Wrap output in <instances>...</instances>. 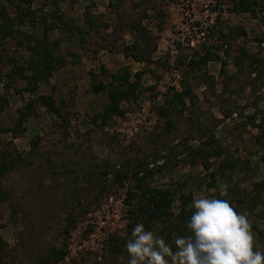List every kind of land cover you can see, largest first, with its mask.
Listing matches in <instances>:
<instances>
[{
  "label": "rangeland",
  "instance_id": "374dc122",
  "mask_svg": "<svg viewBox=\"0 0 264 264\" xmlns=\"http://www.w3.org/2000/svg\"><path fill=\"white\" fill-rule=\"evenodd\" d=\"M8 18L0 264H128L136 170L170 199L144 227L173 249L189 235L163 224L205 195L246 212L264 250V0H0Z\"/></svg>",
  "mask_w": 264,
  "mask_h": 264
},
{
  "label": "clouds",
  "instance_id": "9594fccd",
  "mask_svg": "<svg viewBox=\"0 0 264 264\" xmlns=\"http://www.w3.org/2000/svg\"><path fill=\"white\" fill-rule=\"evenodd\" d=\"M194 211L185 227L190 236H176L172 245L163 236L137 223L124 244L128 264H264V250L254 248V233L246 212L227 200L194 196Z\"/></svg>",
  "mask_w": 264,
  "mask_h": 264
},
{
  "label": "trees",
  "instance_id": "16d2710c",
  "mask_svg": "<svg viewBox=\"0 0 264 264\" xmlns=\"http://www.w3.org/2000/svg\"><path fill=\"white\" fill-rule=\"evenodd\" d=\"M25 2L29 3V0H23ZM9 19V26L7 25H1L0 26V32L2 31V33H0V41L2 38L4 37H8L9 35L12 34L13 32V24L12 23V19ZM22 19V17H21ZM137 29H142L141 28V24H138L136 26ZM29 39V37H28ZM30 41V40H29ZM36 45H40V41H38L36 38L34 39ZM29 43V42H28ZM49 45V43H48ZM47 45V46H48ZM44 46V45H43ZM50 46V45H49ZM30 49H34L35 46L34 45H29ZM35 50V49H34ZM35 52V51H34ZM44 58V57H42ZM45 59V58H44ZM204 60V59H203ZM193 63H198V61L196 60H192ZM48 66V67H47ZM52 62H49L47 65L45 64V69L47 68H52ZM44 69V70H45ZM20 75V72H19ZM20 77H26L24 75L20 76ZM36 77V76H35ZM39 78V76H37V79ZM129 83V82H128ZM128 92L127 90L122 92V95H127ZM112 96V95H111ZM41 99L45 100V99H51L50 95H40L39 96ZM47 102L43 101L42 104L46 105ZM51 109L54 111H57V108L52 104L51 105ZM6 157V155H4V158ZM11 164V162L9 161H5V162H0V172H4L5 169L9 168V165ZM71 169V168H70ZM90 174H89V178L93 179L95 177V171L94 169H90L89 170ZM111 172L110 168H102L101 170H99L98 172V177H103L108 175ZM142 172V170H136L134 172H132V176L134 178V184L132 185V187L128 188L126 190V196H125V202L127 204H130L131 201L135 198L138 197L140 200H138V204L136 205V207L132 210V214L131 217L132 219H139L141 220L142 224L145 227H150V223H152L153 219L156 220H161V221H165V217L163 215L166 214V208H168L169 206V201L170 199L166 197V192H162L159 189L150 187L147 183H146V175H144V173L140 174ZM127 177V173L126 172H122V173H118L117 174V181L118 182H122L125 178ZM187 198L185 196H182L181 199V206H180V211L178 213V220L175 221V223L173 225L170 226H165L166 224H163L164 227H168L169 231L168 233L172 230V231H180V228H182L184 231H182V233H186L189 236L191 235L190 231L188 229H186L185 225L181 226V223L186 224V221L189 219L192 211L191 210H186V204H184L185 199ZM139 216V217H138ZM132 223V222H131ZM172 224V223H170ZM110 249H117V245L116 244H111ZM64 255V251L61 249L58 250H54V252H51V254H49L48 256V260H52L53 262L56 261V263L63 257ZM52 258V259H50ZM47 260V261H48Z\"/></svg>",
  "mask_w": 264,
  "mask_h": 264
}]
</instances>
